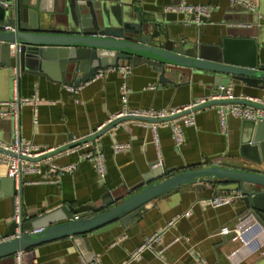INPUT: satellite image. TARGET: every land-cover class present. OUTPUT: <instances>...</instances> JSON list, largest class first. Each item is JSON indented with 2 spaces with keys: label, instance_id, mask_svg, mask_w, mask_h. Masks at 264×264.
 I'll return each mask as SVG.
<instances>
[{
  "label": "crops",
  "instance_id": "0c3cea01",
  "mask_svg": "<svg viewBox=\"0 0 264 264\" xmlns=\"http://www.w3.org/2000/svg\"><path fill=\"white\" fill-rule=\"evenodd\" d=\"M254 1L258 9L254 12V25L248 30L261 34L264 41V0ZM183 3L207 7L209 16L205 24L199 26V39L204 44L219 45L229 29L247 28L234 24L240 12H233L229 0H140L135 7L170 13L165 11L168 6ZM168 17L179 20L175 15ZM257 54L259 63L264 65V47H260ZM123 67L131 68L126 79L120 72ZM100 73L102 76L81 85L79 92L73 94L68 89L69 84L26 73L20 76L15 92L12 76L0 71V102L10 101L16 94L23 98L37 94V108L21 109L22 136L40 149L58 152L105 128L112 116L122 112L124 97L130 110H161L186 106L220 90L214 85V77L204 74H192L185 82L167 75L175 81L161 85L160 75L150 66H134L130 62H120L119 68L99 71L97 75ZM229 88L236 100L264 95V90L239 82ZM194 116L195 125L183 127L181 151L175 148L171 127L158 128V149L150 127L140 125L137 120H126L119 128L77 146L74 153H53L52 164L58 167L77 164L74 173L60 174L46 165L41 174H24L19 186L12 184L7 165L0 164V235L7 232L12 222L11 199L17 188L20 192L16 198L18 211L22 209L39 217L64 206L81 208L99 204L107 192L137 186L158 162L167 170L176 169V173L213 165L264 172V161L256 165L243 157L255 153L252 149L244 150V142L264 140V128L257 135L250 124L228 116L223 131L214 107L198 110ZM0 140L5 144L13 140V122L9 117L0 120ZM116 144H129L131 150L115 154L113 146ZM95 149L104 155L105 178L98 176L91 162L81 161L83 155ZM226 188L216 181L182 186L142 206L137 218L126 226L42 244L30 250L25 262L80 264L84 253L89 259H96L97 264H264V227L241 198L218 208L210 203L215 196L233 193ZM187 212L191 215L184 216ZM91 215L93 213L79 216ZM171 222L174 224L169 226ZM155 235L159 239L151 248L133 259V254ZM15 261V257L6 258L1 259L0 264H16Z\"/></svg>",
  "mask_w": 264,
  "mask_h": 264
},
{
  "label": "water",
  "instance_id": "95a60500",
  "mask_svg": "<svg viewBox=\"0 0 264 264\" xmlns=\"http://www.w3.org/2000/svg\"><path fill=\"white\" fill-rule=\"evenodd\" d=\"M139 2L0 0V71L12 76V85L14 71L17 70L19 78L26 73L78 87L90 82L99 71L117 69L120 62H130L134 66H150L160 75L161 85L179 78L185 82L192 74H204L214 77V85L219 88L239 82L264 90V65L259 63L257 54L258 49L264 47V41L261 34L248 30L254 25L253 11L239 5L233 6V12H240L234 24L247 28L229 29L221 44L214 46L200 41L199 26L189 24V14L152 12L145 7L137 9L135 4ZM168 15H175L179 20L173 21ZM222 103L255 106L247 101H221L194 111ZM184 114L188 112L167 121ZM126 120L161 122L124 117L90 138L54 154L95 140ZM245 123L255 128L257 135L264 128V122ZM243 149L255 152L243 155L245 159L256 165L264 161L263 139H247ZM156 165L137 186L116 193L107 192L99 204L81 208L64 206L39 217L24 213L21 209L19 223L15 217L16 196L20 192L13 190L12 222L7 232L0 235V260L62 238L126 226L137 218L140 208L150 201L182 186L200 182L208 184L216 181L227 186V191L239 192L247 210L264 227V172L213 165L176 173V169L167 170ZM11 180L14 185L15 181ZM87 213L93 215L85 218L79 216Z\"/></svg>",
  "mask_w": 264,
  "mask_h": 264
},
{
  "label": "built area",
  "instance_id": "2783aa9c",
  "mask_svg": "<svg viewBox=\"0 0 264 264\" xmlns=\"http://www.w3.org/2000/svg\"><path fill=\"white\" fill-rule=\"evenodd\" d=\"M231 6L239 5L250 11L255 12L258 9V5L254 0H229ZM167 12L176 13V14H189L191 16V20L189 24H194L197 26H201L205 24V19L209 16L207 7L204 5H190L187 3H183L180 5H172L166 8ZM120 72L123 74V77L126 79L130 73V67L120 68ZM15 79L13 81L14 91H18L19 86V77L17 70L14 71ZM102 76V73L96 75V77ZM81 86V85H80ZM80 86L75 87L72 85H68V89L73 93L77 94L80 90ZM221 101H247L255 106L241 103H222L213 105L219 115L221 121V127L223 131L226 130V120L228 116H233L243 121H252L256 124L264 122V95L262 97L256 98H247L244 100H236L233 97L232 90L229 87H221L219 92L208 96L201 97L194 100L192 103L182 106V107H169L161 110H130L127 108V98L124 97L125 106L122 112L115 114L112 116L107 125L111 124L115 120L124 118V117H137V118H145L152 120H160L161 122H146V121H138L140 125L150 127L153 135L154 142L157 148L159 149V138H158V128L160 126L163 127H171L173 131V141L175 148L178 151H181L184 145V133L183 127H191L195 125V111L194 109L199 108L201 106L207 105L213 102H221ZM39 102V97L37 94L32 97H20L18 94L15 97L7 102H0V120L4 118H10L13 122V140L10 144H5L0 140V164H5L8 167V176L13 179L16 185L19 184L24 174H41L42 167L49 166L56 172L60 174H71L77 170L78 165H68L58 167L51 163L49 155L57 152L54 149H40L37 145L33 144L26 138L22 136L21 132V109L25 106H33L37 108V104ZM188 112V114H184L183 116L177 119L169 120L168 118L176 117L182 115L183 113ZM179 120H181L179 122ZM122 125L119 124L115 128H119ZM104 128H99L101 131ZM131 150V146L129 144H116L113 146V151L115 154L120 152H128ZM76 151V147L70 148L66 151L60 152L58 154L63 153H74ZM81 161H89L94 165V168L99 177L105 178L107 170L105 164V158L101 151L95 149L93 151H89L85 155L81 157ZM156 166H161V163L158 162ZM18 190V188H17ZM19 191V190H18ZM18 196H16L17 198ZM241 198V194L239 192H233L229 194H223L219 196H215L210 200V203L215 207H221L230 205L235 202V200ZM17 207V206H16ZM18 208H16V222L19 223V214ZM191 213L187 212L184 216H190ZM78 218V217H77ZM174 222L169 223V226H172ZM226 232V230H224ZM159 239L158 235H155L145 242V244L135 253L132 258H137L140 253L148 248H151L152 244ZM31 254L29 251H23L18 253L16 258V264H27L25 262V258ZM80 264H97L96 259H89L84 253L81 255V263Z\"/></svg>",
  "mask_w": 264,
  "mask_h": 264
}]
</instances>
